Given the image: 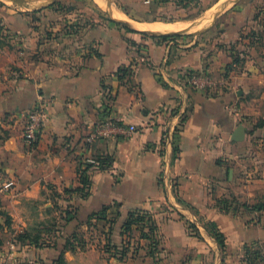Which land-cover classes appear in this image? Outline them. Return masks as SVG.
I'll list each match as a JSON object with an SVG mask.
<instances>
[{
	"label": "crops",
	"instance_id": "0c3cea01",
	"mask_svg": "<svg viewBox=\"0 0 264 264\" xmlns=\"http://www.w3.org/2000/svg\"><path fill=\"white\" fill-rule=\"evenodd\" d=\"M103 1L0 0V209L12 219L0 264H54L63 251L66 264H248L249 246L264 243V211L225 207L264 194V165L246 176L245 140H233L243 117L264 113V75L227 71L251 24L244 0H153L164 18L152 20L141 15L147 0L139 16L136 0H126L132 12ZM193 75L211 86L197 90ZM35 105L45 123L29 149L22 132ZM108 115L133 133L86 143ZM83 171L85 198L74 192ZM134 212L153 217L156 245L140 225L124 233ZM49 219L56 231L39 245L18 239ZM68 239L76 251L64 249Z\"/></svg>",
	"mask_w": 264,
	"mask_h": 264
},
{
	"label": "rangeland",
	"instance_id": "374dc122",
	"mask_svg": "<svg viewBox=\"0 0 264 264\" xmlns=\"http://www.w3.org/2000/svg\"><path fill=\"white\" fill-rule=\"evenodd\" d=\"M185 1V0H184ZM188 3H194V1L188 0ZM115 4L118 6V8H122L125 10V12H132V5L129 4L126 0H114ZM145 0H136V4L138 7V16L140 15V7L141 3H144ZM83 5L84 3H81L80 1L78 4ZM146 7H143V10H141V15L144 17V19H158V18H164L162 15H160V11L158 7L156 6V3H153V0H147ZM88 7L89 12H91L93 6L92 3H88L85 5ZM240 8V6H239ZM201 8H199L198 13ZM241 9L246 11L251 16V24L248 25L246 29L243 30L241 33V42L242 46L238 50H233L231 53V61L232 64H230L227 67V71L232 72V70L236 69L237 67H240V70L245 69H252L259 71L260 74L264 75V0H244V3H242ZM87 11V10H86ZM160 13H159V12ZM114 13V12H113ZM132 14V13H130ZM240 15V14H239ZM114 16V14H113ZM253 20V23H252ZM223 25L226 22H222ZM212 36V35H211ZM252 87V95L257 96L258 90H255V85H251ZM240 124L242 126L244 125L246 130L245 132V147H246V153L244 158L245 162V171L244 174L252 175V179L258 178L260 171L257 170V167H260L264 165V113L260 116L256 117H243L240 121ZM263 198L260 199V202H255L252 205H248L249 207H253L257 203H264V194L261 195ZM232 202V208L240 207V215L243 216V214L248 213V209H245L242 207V202H240V205L236 204L234 200H230ZM32 212V211H31ZM244 219H249L247 222L251 223L256 221L257 217H243ZM51 219V218H50ZM48 220L46 225L49 227L50 225H53L54 220ZM57 227V224H55ZM37 226H40L39 224H34L32 227V230L38 229ZM40 228V227H39ZM41 229V228H40ZM11 230V228L6 229ZM51 232L56 231L55 228L50 227ZM53 235V238L57 237V234ZM92 237V236H91ZM17 239V237H16ZM44 239V237H43ZM45 239L50 240L46 235ZM52 240V239H51ZM54 241V240H52ZM51 241V242H52ZM43 242V240L41 241ZM248 256L249 260L252 264H264V243H255L249 246L248 248ZM250 263V264H251ZM5 264H12V263H5Z\"/></svg>",
	"mask_w": 264,
	"mask_h": 264
},
{
	"label": "trees",
	"instance_id": "16d2710c",
	"mask_svg": "<svg viewBox=\"0 0 264 264\" xmlns=\"http://www.w3.org/2000/svg\"><path fill=\"white\" fill-rule=\"evenodd\" d=\"M133 32V31H131ZM152 39L155 38V37H151ZM157 39V38H155ZM160 41H163V42H168L170 40H172L173 38L172 37H168V36H162V37H159L158 38ZM119 78L122 80L125 75H126V70L123 69L121 70L119 73ZM121 74V75H120ZM110 160L109 159H99L98 160V164L101 168H105V167H108L110 166ZM80 181H81V187L80 189H77L75 190L74 192H79L80 195L85 198L87 197L88 195V188L90 186V182L88 180V176L86 174L85 171L83 172H80ZM66 194H72V191L70 190H65L64 191ZM55 197H59L60 195L59 194H55L54 195ZM225 207L228 208H232V203L230 204V202H226L225 203ZM243 208L245 209H248L249 212H263L264 211V203H257L255 204L253 207H249L247 204H243L242 205ZM103 216V212L100 214V215H97L96 218H102ZM2 219V223L0 222V230H3L4 228L6 229H9L11 228V222H12V219L9 215H7V213L3 210L0 209V220ZM46 224L44 223H41L40 226H37L38 229H35L33 230L32 232H26L22 235H20L18 237L19 240L21 239H26V240H29L30 242L36 244V245H39L41 243V241L43 240V236L42 234L44 233H50L51 230H50V227L51 228H55V225H50L49 227L45 226ZM136 225H140L141 226V237L144 238V239H148L150 240L151 242V245H156V231H157V228H156V225H155V222L153 220V217H150L149 215H146L145 213H141V212H134V213H131L128 217V220L127 222L125 223L124 225V233L125 234H128V235H131L132 231H133V227L136 226ZM148 226V232L145 233L143 231V228L145 226ZM41 229H40V228ZM216 225L215 224H210L209 225V230L211 232V235L214 237V239L219 243V245L224 248V245H225V237L223 234H221L220 232L217 231H214ZM74 239L75 243L77 244L78 248L80 249H85L86 247V242L82 240V238H78L76 236H72L71 239ZM71 241L68 239L66 241V245H65V250H70L72 252L76 251V248L74 247V244L73 243H70ZM2 245V240L0 239V246ZM155 248V247H153ZM105 250L106 252L110 253V254H115L116 251L113 247H111V245L108 243L106 246H105ZM125 250H127L126 248L123 249V255L125 254ZM247 255H248V251H247ZM247 261H248V264H250V260H249V256H247ZM54 264H66L65 262V258H64V251L62 252V254L59 256L58 260L55 261ZM252 264V263H251Z\"/></svg>",
	"mask_w": 264,
	"mask_h": 264
},
{
	"label": "built area",
	"instance_id": "2783aa9c",
	"mask_svg": "<svg viewBox=\"0 0 264 264\" xmlns=\"http://www.w3.org/2000/svg\"><path fill=\"white\" fill-rule=\"evenodd\" d=\"M189 84L199 91L206 90L211 86L209 78L203 75H193ZM45 123V111L42 105H35L26 113V123L22 132V140L24 144L33 149L38 143ZM133 129H124L117 120L111 116H106L102 121L97 123L92 132L85 139L86 143H94L100 139H110L118 132L124 134L133 133ZM12 187V183L8 182L3 185V190H9Z\"/></svg>",
	"mask_w": 264,
	"mask_h": 264
},
{
	"label": "water",
	"instance_id": "95a60500",
	"mask_svg": "<svg viewBox=\"0 0 264 264\" xmlns=\"http://www.w3.org/2000/svg\"><path fill=\"white\" fill-rule=\"evenodd\" d=\"M245 132L242 126L238 127L234 133L233 140L236 142H240L244 139Z\"/></svg>",
	"mask_w": 264,
	"mask_h": 264
},
{
	"label": "bare ground",
	"instance_id": "6f19581e",
	"mask_svg": "<svg viewBox=\"0 0 264 264\" xmlns=\"http://www.w3.org/2000/svg\"><path fill=\"white\" fill-rule=\"evenodd\" d=\"M99 4L101 5H104L105 6V2L103 0H96ZM115 12V16L117 17L119 14L117 11H114ZM120 19H122V16H120Z\"/></svg>",
	"mask_w": 264,
	"mask_h": 264
}]
</instances>
